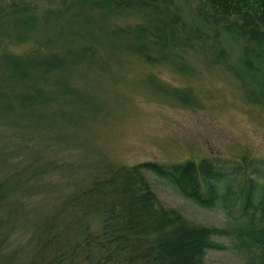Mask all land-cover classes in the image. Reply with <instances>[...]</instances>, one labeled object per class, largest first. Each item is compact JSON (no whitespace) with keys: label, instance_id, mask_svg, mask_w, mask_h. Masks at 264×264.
Segmentation results:
<instances>
[{"label":"rangeland","instance_id":"1","mask_svg":"<svg viewBox=\"0 0 264 264\" xmlns=\"http://www.w3.org/2000/svg\"><path fill=\"white\" fill-rule=\"evenodd\" d=\"M14 1L19 7L7 6ZM173 1L187 25L198 24L207 35L190 31L187 46L165 56L151 51L155 59L147 61L129 49L133 37L111 33L142 22L136 13L103 20L72 0H0V55L63 51L69 57L55 80L72 90L35 110L48 120L0 124V264H41L50 247L32 237L34 225L56 213L62 191L83 187L106 162L264 160L263 71L243 63L242 38L203 26L185 1ZM87 46L96 50L93 62L81 56ZM148 177L160 205L195 224L226 225L218 208L201 207ZM234 184L240 192L246 176ZM214 240L226 247L208 249L205 264H245L226 237Z\"/></svg>","mask_w":264,"mask_h":264},{"label":"trees","instance_id":"2","mask_svg":"<svg viewBox=\"0 0 264 264\" xmlns=\"http://www.w3.org/2000/svg\"><path fill=\"white\" fill-rule=\"evenodd\" d=\"M72 1L86 4L85 9L97 11L103 20L123 12L140 15L142 22L115 26L111 33L133 37L129 49L147 61L155 59L151 51L165 56L169 49L187 46L190 31L203 40L207 35L198 24L187 25L173 0ZM182 1L203 26L242 38L243 63L250 71L264 73V0ZM10 4L19 7L15 1ZM23 4L25 9L30 7ZM2 20L1 16L0 31ZM84 49L81 56L93 62L95 48ZM216 51L219 56L224 53L220 46ZM65 57L69 55L63 51L37 48L0 55V124L22 118L34 123L48 120L47 114L35 110L72 92L67 81L55 80L67 64ZM149 173L193 203L218 208L226 225L195 224L178 210L160 205ZM243 175L246 184L236 193L234 181ZM75 187L57 196L55 214L34 225L32 237L50 247L42 254L41 264H205L208 249L226 247L214 240L218 236L226 237L234 250L244 254L245 264H264V160L244 159L242 164L226 158L133 165L106 162L86 185Z\"/></svg>","mask_w":264,"mask_h":264},{"label":"bare ground","instance_id":"3","mask_svg":"<svg viewBox=\"0 0 264 264\" xmlns=\"http://www.w3.org/2000/svg\"><path fill=\"white\" fill-rule=\"evenodd\" d=\"M226 32H228V31H226Z\"/></svg>","mask_w":264,"mask_h":264}]
</instances>
